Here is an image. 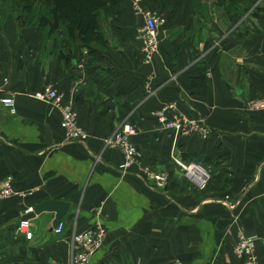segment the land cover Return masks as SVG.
<instances>
[{"label":"crops","instance_id":"1","mask_svg":"<svg viewBox=\"0 0 264 264\" xmlns=\"http://www.w3.org/2000/svg\"><path fill=\"white\" fill-rule=\"evenodd\" d=\"M121 1L108 9V22L102 17L111 39L97 50L118 73L108 84L76 59L59 60L52 43L45 53L43 32L1 19L0 97L13 94L15 113L0 101V178L11 174L18 193L0 201V264H71L72 232L96 219L105 235L87 264H243L232 249L239 232L256 234L264 264V108L249 106L264 98V7L233 23L227 4L223 15L214 0L197 2V10L191 2L186 14L173 12L172 0H139L148 9L157 3L166 22L146 59L143 17L134 0ZM200 76L205 85L191 86ZM48 85L77 111L83 141L66 137L58 108L33 97ZM168 104L170 114L202 119L207 135L164 128L154 112ZM125 124L135 127L129 140L141 157L123 170L122 150L105 139ZM176 153L208 167V187L189 186ZM149 172L163 174V186ZM52 197L70 203L60 233L54 211L28 220L30 239L16 232L25 206Z\"/></svg>","mask_w":264,"mask_h":264},{"label":"built area","instance_id":"2","mask_svg":"<svg viewBox=\"0 0 264 264\" xmlns=\"http://www.w3.org/2000/svg\"><path fill=\"white\" fill-rule=\"evenodd\" d=\"M133 11L143 17V24L138 29V37L142 43L141 53L146 59H149L153 53L157 51L158 37L157 26L160 23L156 13L149 10H145L139 5V0H134L132 5ZM63 92H60L51 85L45 86L41 90H36L33 93V97L45 101L51 102L56 106L60 112V126L65 131L66 137L75 141H83L86 138L85 131L78 124L77 111L73 109V105L66 103L64 100ZM13 94L7 93L0 97L1 103L8 108L11 114L15 113V102ZM254 108H264V98L256 99L251 102ZM173 107L172 104H168L159 110L154 112V116L159 124L164 128L181 133V135L187 136L188 134H198L200 136H206L208 128L204 124L202 119L184 117L182 114H176L173 112L170 114L169 110ZM135 132L134 125L125 124L119 133L112 134L105 139V145L108 147H117L122 150L124 161L120 164V168L125 170L132 166L135 161H138L139 152L129 140V136ZM172 160L183 172V177L192 181L194 185L199 188L209 182L210 172L204 166L192 161L182 160L181 156L177 153L172 155ZM159 187L163 186L165 176L161 173L149 172L148 174ZM12 176L8 175L0 178V201L5 200L12 194L16 195L18 192L13 188ZM21 194V193H20ZM24 195V194H21ZM32 207L25 206L24 214L30 212ZM29 219H20L16 226V232L24 234L25 237H32V230L30 229ZM63 228V222L54 227L55 233H60ZM71 242V264H87L92 254L102 245V241L105 235V228L102 226L99 220L96 219L95 226L85 228L78 232H72ZM257 238L250 233L245 234L239 232L237 234V240L234 243L233 250L237 257L242 259L243 264H257V255L255 252ZM172 264H185L182 261H175Z\"/></svg>","mask_w":264,"mask_h":264},{"label":"trees","instance_id":"3","mask_svg":"<svg viewBox=\"0 0 264 264\" xmlns=\"http://www.w3.org/2000/svg\"><path fill=\"white\" fill-rule=\"evenodd\" d=\"M0 1L2 7L3 2L11 8H13L12 5H22L21 11L28 15L25 26H33L39 32L45 31V29L49 33L60 32L63 38L61 37L59 42L57 40L53 42V47L59 49V60L69 62L81 59L86 74L97 82L103 83L104 81L108 84L117 76V72L107 68L108 65L103 54L97 49L91 48L92 44H99V47L102 48L103 44L100 43L103 34L100 13L101 10L113 5L115 0H16L19 4L13 0ZM220 2V5L225 4V0H220ZM228 2L226 10L229 15L231 13L230 17L233 19V23H236L242 16L240 13H247L252 6V2L248 4L249 6L244 3L239 5L235 0H228ZM8 7L4 9L7 11ZM83 47L88 48V54L82 57L80 53ZM96 71L97 73H94ZM203 79V76L192 78L191 86H204Z\"/></svg>","mask_w":264,"mask_h":264},{"label":"rangeland","instance_id":"4","mask_svg":"<svg viewBox=\"0 0 264 264\" xmlns=\"http://www.w3.org/2000/svg\"><path fill=\"white\" fill-rule=\"evenodd\" d=\"M14 2H17L16 0H13ZM116 1H117V3H118V1L119 0H115V2H114V4L116 3ZM173 2H175L176 3V6H177V8H174V10H173V12H176L178 9H182V10H184V14H186V11L188 10L187 8L188 7H186V5H190V3L192 2V4H193V6L194 7H196L195 9L197 10V9H199L198 7H197V2H200V1H203V0H172ZM215 1V6H219L220 7V9L222 10V13H223V15H226V13H225V6H226V3H227V5L229 4V2H228V0H225V5L224 4H222V5H220V0H214ZM221 1H223V0H221ZM229 1H234V0H229ZM236 2H237V4H239V5H241V3H244V4H246L247 6H249L248 4H250L251 2H256L255 4H252V6L250 7V9L247 11V13H246V15H252V14H254L255 16H258V15H260V14H258L259 12H260V10L262 9V7H264L262 4H261V2L262 1H264V0H235ZM122 1L120 0V3H121ZM128 2H129V0H128ZM185 2H187V4L185 3ZM18 3V2H17ZM19 4V3H18ZM113 4V5H114ZM0 5H2V3H1V1H0ZM113 5H110V6H108V7H106L104 10H101V13H100V18H101V21H102V17H106L107 18V22L109 21V14H108V9L111 7V6H113ZM129 5H131V8H132V3H130ZM140 5V4H139ZM262 5V6H261ZM151 7H150V9H148V8H144L145 10H149V11H151V12H154V13H156V15L158 16V19H159V22L161 23H159L160 25H162L163 23H164V16H162V14H160L161 15V17L159 16V14H158V11H157V3H151V5H150ZM8 6H6L5 5V3L3 2V7L2 6H0V24L2 23L1 21V19H4V18H12V19H14V20H16L18 23H20L19 24V26L21 27V28H27V29H33V26L32 27H27V26H25V24H26V22H27V20H28V15H27V13H25V12H22L21 11V7H22V5H17V6H15V5H12V7L13 8H11V7H8V10L6 11V9H4V8H7ZM129 6L127 5V7H124V9H126V8H128ZM242 7V6H241ZM9 9H12V10H9ZM155 9V10H154ZM219 9V10H220ZM132 10V9H131ZM159 10V9H158ZM220 10V11H221ZM240 11H242V9L240 8ZM232 12H233V10H232ZM242 16H243V14L244 13H240ZM258 14V15H257ZM227 15L228 16H231V13H230V15L227 13ZM241 16V17H242ZM107 22H106V24H105V27H106V30L108 31V35L106 34V31H105V29L103 28V23H102V25H101V31H102V34H103V37L101 38L102 39V41H101V43L100 44H103V46L105 47L107 44H109L110 43V39L111 38H109V32H110V28H109V24H107ZM166 23V22H165ZM165 23L163 24V26H161L162 28L164 27V25H165ZM36 27V26H35ZM35 29V28H34ZM36 31V30H35ZM39 32V31H38ZM41 32H43L44 33V35H45V40H44V46L45 47H47V49L48 50H46L45 51V53L47 52V51H49V49H52V46H53V42L55 41V40H57V42H59L60 41V38L62 37L63 38V35L62 34H60V32L58 33H55V32H53V33H49V31L47 30V29H45V31H41ZM157 37H158V35H157ZM109 39V40H108ZM159 41V40H158ZM51 43H52V46H51ZM76 43V42H75ZM54 48V47H53ZM91 48H94V49H99L100 47H99V44L98 45H95V44H92L91 45ZM54 50H55V54H58L59 53V49L56 47V48H54ZM63 51H64V53H65V50L63 49ZM81 52L82 53H84V54H82V57L83 56H86V54H88L87 52H88V48H86V47H83V48H81ZM65 54H67V53H65ZM59 55V54H58ZM58 55H57V57H58ZM56 57V56H55ZM55 57L53 56V59L54 60H56L55 59ZM45 58H46V61H47V59H49L50 57L48 56V55H46L45 54ZM64 63H67L66 61H64V60H62ZM77 62H81L80 64L81 65H78V66H82L83 67V63H82V61H81V59L79 60V61H77ZM77 68V67H76ZM78 69V68H77ZM80 71L81 70H78V72L80 73ZM36 91V90H35ZM34 91V92H35ZM45 102V101H44ZM251 102H254V101H251ZM251 102H249V106H250V108H253V109H257V108H254L252 105H251ZM47 103V102H46ZM48 105H51V107H54V108H56V106H54V105H52L51 104V102H49V103H47ZM263 109V108H262ZM78 122V121H77ZM78 124L80 125V123L78 122ZM80 127L84 130V128L80 125ZM85 131V130H84ZM71 140V139H70ZM72 141H75V140H72ZM138 152H139V155H138V157L140 158L141 157V152H140V150H138ZM198 162V161H197ZM199 163V162H198ZM201 163V162H200ZM199 163V164H200ZM200 165H202V166H204L206 169H208V167H206L205 166V164L204 163H201ZM11 175V174H10ZM12 176V175H11ZM208 184H209V182H207V184L204 186V188H206V186L208 187ZM191 185V187L194 189V190H198V191H201V190H204V188H199V187H197V185H192V184H189V186ZM25 193H26V191L25 192H22L21 194H24L25 195ZM20 194V195H21ZM13 195V194H12ZM10 196V197H13V196ZM10 197H8V198H6L7 200H10L11 198ZM100 207L101 206H96L95 208H94V212H97V213H100ZM1 233V232H0ZM251 235H254V236H256V234H251ZM256 238H257V236H256ZM234 246V245H233ZM256 246H257V242H256ZM6 249V247H5V243L4 244H2L1 242H0V251L2 250H5ZM233 249V248H232ZM255 252H256V248H255ZM233 253H234V250H233ZM235 255H236V253H234ZM257 255V254H256ZM237 256V255H236ZM240 259V258H239ZM243 262V261H242ZM257 264H259V260H258V258H257Z\"/></svg>","mask_w":264,"mask_h":264},{"label":"water","instance_id":"5","mask_svg":"<svg viewBox=\"0 0 264 264\" xmlns=\"http://www.w3.org/2000/svg\"><path fill=\"white\" fill-rule=\"evenodd\" d=\"M70 203L68 200H60L55 199L54 197L45 199L42 201H39V203L35 204L32 207V210L30 212H26L21 216V219H30L36 215H39V213L43 212H53L54 211V217L52 221V227L55 225L57 226L61 219H63L64 215L66 214Z\"/></svg>","mask_w":264,"mask_h":264}]
</instances>
